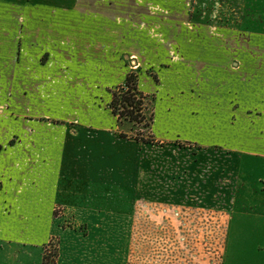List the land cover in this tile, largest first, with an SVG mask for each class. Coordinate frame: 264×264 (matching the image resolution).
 <instances>
[{
	"label": "rangeland",
	"instance_id": "rangeland-1",
	"mask_svg": "<svg viewBox=\"0 0 264 264\" xmlns=\"http://www.w3.org/2000/svg\"><path fill=\"white\" fill-rule=\"evenodd\" d=\"M261 189L264 0H0V264H264Z\"/></svg>",
	"mask_w": 264,
	"mask_h": 264
},
{
	"label": "trees",
	"instance_id": "trees-1",
	"mask_svg": "<svg viewBox=\"0 0 264 264\" xmlns=\"http://www.w3.org/2000/svg\"><path fill=\"white\" fill-rule=\"evenodd\" d=\"M124 86L127 88V91L125 92V95L118 98L115 94L113 96L112 102H111V109L114 114L121 117H128L132 121H136L137 117L134 115V112H131L130 109H136V105L139 103H136L135 97H141L143 99L142 93L138 90L136 77L133 74H129L125 80ZM118 106L122 107L124 110H126V114H122L123 111H118ZM55 256V255H54ZM47 256H43V262L42 264H46L45 260H47ZM52 264H56L55 261H52Z\"/></svg>",
	"mask_w": 264,
	"mask_h": 264
},
{
	"label": "crops",
	"instance_id": "crops-1",
	"mask_svg": "<svg viewBox=\"0 0 264 264\" xmlns=\"http://www.w3.org/2000/svg\"><path fill=\"white\" fill-rule=\"evenodd\" d=\"M260 193H261V194H264V190L261 189V190H260ZM260 225H261V224H260ZM260 228H262V227H260ZM260 253H264V250H262ZM260 253H259V254H260ZM261 255H262V254H260V256H261Z\"/></svg>",
	"mask_w": 264,
	"mask_h": 264
}]
</instances>
